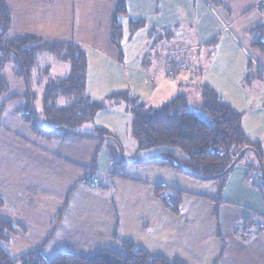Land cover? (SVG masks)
I'll use <instances>...</instances> for the list:
<instances>
[{
	"label": "crops",
	"instance_id": "crops-1",
	"mask_svg": "<svg viewBox=\"0 0 264 264\" xmlns=\"http://www.w3.org/2000/svg\"><path fill=\"white\" fill-rule=\"evenodd\" d=\"M6 1L12 15L8 40L32 37L50 46L78 44L86 51L92 100L130 92L154 109L179 97L199 108L209 87L243 114L245 135L264 156L259 0H126L121 48L112 42L116 0ZM129 21L145 26L131 33ZM143 51H148L144 60ZM177 56L194 65V76L168 77L167 62ZM14 67H6L8 89L0 96V219L12 225L3 243L11 259L36 250L48 262L60 254L88 257L106 250L124 255L128 243L186 264H264V186L250 169L255 157L220 183L170 167L136 165V155L126 168L118 166L116 143L94 138L97 129H105L95 121L80 129L91 138L45 139L24 118L29 88L41 100L40 109L36 106L41 115L48 83L67 79L71 65L49 52L39 54L30 86ZM190 88L201 99L194 105L183 93ZM91 168L105 173L102 190L86 185ZM157 188L180 193L178 214L167 208ZM250 224L258 226L255 235L239 237Z\"/></svg>",
	"mask_w": 264,
	"mask_h": 264
},
{
	"label": "trees",
	"instance_id": "trees-1",
	"mask_svg": "<svg viewBox=\"0 0 264 264\" xmlns=\"http://www.w3.org/2000/svg\"><path fill=\"white\" fill-rule=\"evenodd\" d=\"M127 14L126 0H116L112 42L120 48L125 38V29L120 18L127 17ZM144 26V22L129 21L131 33ZM11 28V11L7 1L0 0V53L2 54L0 96L8 89V80L5 76L8 64H14L16 75L23 78L30 86L31 75L37 65L39 54L44 52L54 54L61 61L71 65V75L67 79L51 80L48 83L41 115L36 108L37 95L29 88L28 106L25 109L24 118L34 132L45 139L91 138V135L80 133V129L94 122L97 115L106 110L107 106L104 102L92 100L87 94L86 51L78 44L50 46L32 37L8 40L6 37ZM61 99L68 102L66 106L59 105ZM106 100L111 102L114 100L118 102V105L123 102L132 115L131 132L137 144L136 165L170 167L191 178L208 181L204 179L224 173L239 153L247 147L256 149L264 163V156L259 146L252 144L245 135L243 114L226 103L212 88H204L199 108L190 107L186 98L179 97L159 109H154L129 92L111 95ZM40 116H43V120ZM98 137L112 138L117 145L116 152L120 154L123 151L119 139L108 130L97 129V136L94 138L99 139ZM143 153L149 156H142ZM117 165L123 168L129 166L127 161L122 159L121 154ZM91 169L96 171L94 168ZM250 169L255 171L261 180L257 159L250 165ZM90 170L86 185L94 175V172ZM96 172L100 173V188L91 189L102 190V177L105 173ZM115 174L111 173L113 176H116ZM230 174L215 181L224 182ZM261 183L264 186L262 180ZM157 194H163L162 197L168 209L174 214L179 213L182 201L180 193L173 194L168 189L157 188ZM58 223L57 221L53 226L54 230ZM10 230L12 225L0 219V264H186L180 260L168 261L162 257H154L144 250H136L132 244L128 243L123 244L124 255L106 250L88 257L60 254L48 262L41 251L36 250L20 259L13 260L3 249L6 232Z\"/></svg>",
	"mask_w": 264,
	"mask_h": 264
},
{
	"label": "rangeland",
	"instance_id": "rangeland-1",
	"mask_svg": "<svg viewBox=\"0 0 264 264\" xmlns=\"http://www.w3.org/2000/svg\"><path fill=\"white\" fill-rule=\"evenodd\" d=\"M133 40L135 41L136 37ZM125 42H126V39H124L122 43H125ZM132 52H135V54L140 53L139 51H136V50H132ZM147 52L148 51H143L144 54H143V57L141 59L144 60V58H146ZM63 63H66V62L63 61ZM167 79H169V78H167ZM147 85L149 87L151 86L150 84H147ZM193 91H194V89L190 88V89L185 90L183 93H186L188 95V97H189L188 102L190 104L194 105L196 102H200L201 99L199 98L198 92H193ZM147 92L148 91L145 90L142 93H147ZM38 93L40 95L42 92H38ZM131 95H133V94H131ZM164 96L168 97L169 95H164ZM103 102L106 104L107 109L100 112L97 115L95 123L97 124L98 128L105 126V129H107L106 127H111L112 131H115V134L118 136L119 142L121 143V146L123 149V151H122L123 157L128 162L130 159L133 158V156H135L137 154V144L134 141V139L132 137V132H131L132 115L128 111V109L125 105L116 106L110 100H104ZM41 104H42L41 100L38 99V101L36 102V106L39 109H40ZM108 130L110 131V129H108ZM152 153H153V151H152ZM141 155L142 156H149L148 154L146 155V153H143ZM250 157H254V154L252 152H249L246 155L245 159L247 160ZM118 160L120 161V154H118Z\"/></svg>",
	"mask_w": 264,
	"mask_h": 264
},
{
	"label": "built area",
	"instance_id": "built-area-1",
	"mask_svg": "<svg viewBox=\"0 0 264 264\" xmlns=\"http://www.w3.org/2000/svg\"><path fill=\"white\" fill-rule=\"evenodd\" d=\"M258 9L264 13V0L258 1ZM189 72L192 76L196 74V69L193 64L187 62L186 60L180 58V56L171 58L167 62V75L170 78H176L178 74ZM91 172H94V175L92 178L87 182V186L89 188H100V173L94 171L93 169L90 170ZM102 174V173H101ZM169 199V198H168ZM249 228L245 231L240 230L238 231L239 237H248L252 238L255 235V229H257V225L250 224L248 226ZM257 233V231H256Z\"/></svg>",
	"mask_w": 264,
	"mask_h": 264
},
{
	"label": "water",
	"instance_id": "water-1",
	"mask_svg": "<svg viewBox=\"0 0 264 264\" xmlns=\"http://www.w3.org/2000/svg\"><path fill=\"white\" fill-rule=\"evenodd\" d=\"M98 138H100V137H98ZM248 152H252L255 155V157H256V159H257V161L259 163V166H260V177H261L262 182L264 183V163H263V160H262L261 155L259 154V152L256 149L252 148V147H247V148L243 149L239 153V155L234 159V161L230 165V167L224 173H222L221 175L209 178V179H204V180L215 181V180H218V179H220L222 177L227 176L243 160V158L246 156V154ZM120 154H121L122 159L125 160L124 157H123L122 151H121ZM186 171L190 173V171L188 169H186Z\"/></svg>",
	"mask_w": 264,
	"mask_h": 264
}]
</instances>
